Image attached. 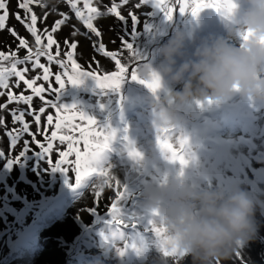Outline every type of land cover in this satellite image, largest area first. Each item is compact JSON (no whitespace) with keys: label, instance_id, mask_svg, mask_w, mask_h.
I'll return each mask as SVG.
<instances>
[{"label":"rangeland","instance_id":"374dc122","mask_svg":"<svg viewBox=\"0 0 264 264\" xmlns=\"http://www.w3.org/2000/svg\"><path fill=\"white\" fill-rule=\"evenodd\" d=\"M57 1H60L58 7L61 9L47 8L49 15L66 13L69 17L66 24L75 20L72 26L78 30L77 36L83 38L73 56L80 65L78 71L95 70L97 65L90 63L94 56L100 62L102 72L114 71V62L93 50L92 40L97 39L95 35L75 16V12L65 0ZM116 2L119 3L120 0ZM137 2L138 0H130L128 5L118 9L127 18L126 23L119 21L116 16L111 18V23H107L108 19L105 21V17L101 16L95 19L98 22L95 26L102 32V40L109 50L119 49L121 40L131 42L133 48L126 51L125 61L138 69L141 78L151 79L154 73L158 74L162 88L153 94L138 82L126 78L119 91L102 90L96 87L95 81L88 79L79 86L69 84L62 100L67 104H76L88 115L96 118L101 126L108 125L116 130L115 138L96 166L98 169L108 170L110 175L128 190L127 197L120 204L122 218L132 222L138 221L140 227L123 229V239L135 243L138 247L147 245L152 251L145 261L137 264H158L155 259L159 255L156 237L145 230L153 210L158 212L155 217L157 223L167 229L169 236L176 223L201 219L194 218L193 211L196 209L191 207L194 201L186 197L190 194L191 187L198 191L202 189L206 193H214L207 197L201 196L203 194L196 196L204 197L206 205L211 206L212 201L218 203L222 199L216 198L215 194L226 192L225 178L230 177L238 186V183L241 184L245 179L252 182L250 177L253 178V173L264 175L263 164L255 161L258 154L264 157V140L257 137L264 124V97L242 93L239 85L233 87L230 95H214L205 89L200 80L201 73L197 71V65L207 58L204 54L219 44L240 51L246 50L250 39L242 49L238 32L248 30L253 33L251 28L243 27L242 19L251 7L249 0H237L238 8L233 22L223 19L213 9H205L198 17H192L190 13L181 15L178 7L174 11L173 19L169 21L154 6L152 0L135 9ZM79 4L77 0V7L83 10L82 4ZM108 4H112V0H95L93 6L103 12ZM130 9L136 12L139 21L134 33L131 18L128 16ZM11 10H17L15 0H12ZM60 18L59 15L58 19ZM8 23L9 26H15L30 45H34V38L14 17L10 18ZM44 23L41 25L50 30L53 23ZM37 27L42 30L39 23ZM85 33H88L91 39L86 38ZM167 34L170 37L165 39ZM54 35L61 41L67 36L64 33L61 36L58 33ZM76 37L72 39H77ZM261 38L264 37L259 38V43ZM113 40L115 43H112ZM17 44L18 41L7 30L0 32V51L9 54L8 46L11 45V50H16ZM64 51L62 46L58 59L66 62L67 69H62L55 62L50 65L53 73L50 82L54 88L58 87L54 80L55 74L65 71L69 75L72 74L71 62L67 61ZM52 54L55 55V47ZM18 55L23 57L26 51L20 49ZM41 63L47 65L48 61L41 57ZM26 66L30 69L26 74L27 78L42 75L41 69L32 71L30 64L18 67L22 69ZM144 73L147 74L146 77ZM62 78L67 80L66 76L62 75ZM16 79L11 77L9 84L13 85ZM257 79L264 82V62L258 67ZM41 84H44L45 88L48 86V82L42 79L37 81L36 86ZM25 87L21 82L19 88L12 87L11 90L17 95L21 92L33 95L30 90L25 91ZM0 91L7 92L4 89ZM44 95L47 99L55 98L54 94L47 92ZM209 99L212 104L207 103ZM6 101V94L0 96V104ZM197 101L204 102L203 106L198 105ZM42 106L46 107V112L41 116L40 127L43 131L47 115L52 114L55 123L56 113L50 106L44 105L39 97L34 96L32 107L38 110ZM8 107L11 109L17 105L13 103ZM19 107L28 108L24 104ZM0 115L5 118V127H0V149L8 153L10 140L5 130L18 128L20 125L12 124L7 110L0 112ZM60 115L72 118L74 113L62 111ZM238 117L241 126L235 125L231 132L221 134L220 130L225 121ZM26 120L31 123V130L35 132L37 126L33 118L26 115ZM72 122L80 123L78 116ZM255 125L256 127H253ZM83 126L91 127L87 124ZM164 128L174 130L169 138H173L171 142L177 149L180 140H186L184 153L189 159L187 166L181 168L161 151L157 137L159 129ZM51 130L53 129L50 128L49 133ZM58 134H64V131L61 130ZM73 135L79 139L78 134ZM238 136L249 145L238 144L230 149L223 159L219 143L225 140L234 141ZM24 139L31 140V137L24 134L11 155L15 156L19 152ZM37 139L43 142V135H38ZM55 145L58 150L67 151L66 143L60 145L59 141H56ZM129 145L142 153V159L137 161L129 157ZM77 146L82 149L83 141ZM31 147L39 151L35 144ZM58 158L57 151H54L53 161ZM70 159H74V156ZM205 169L207 173L204 172ZM100 181L101 177L93 174L80 187H76L74 174L53 171L46 160L32 152L11 168L0 159V264H118L115 260L118 255L116 248L122 241H119V237L112 236L113 229L106 223L109 219L107 204L114 198L111 189H105L100 207L94 208V190ZM252 184L258 188L251 189L243 183V190H238L239 194L241 191V194L250 199L248 194L251 191L254 199L264 201V196L260 193L264 192V185L253 182ZM255 190L261 195L254 194ZM228 194L229 192L224 199L227 200ZM183 206L191 210L190 216L182 214L173 218L169 215L173 208L182 210ZM257 214L254 210L252 217H257ZM56 226L63 228L65 240H54L47 235L46 230ZM101 232L108 237L107 240L101 236ZM251 235L260 236L261 233L252 225L250 239ZM232 248L240 253V261L250 263L252 255L247 250H239L234 245ZM128 251L136 252L131 248ZM190 257L192 256L188 259ZM231 259L232 255L223 261V264H231ZM253 263L256 264L255 261Z\"/></svg>","mask_w":264,"mask_h":264},{"label":"snow or ice","instance_id":"6c2138e0","mask_svg":"<svg viewBox=\"0 0 264 264\" xmlns=\"http://www.w3.org/2000/svg\"><path fill=\"white\" fill-rule=\"evenodd\" d=\"M67 4L71 6L75 12V16L81 19L91 34H94L97 38L92 40L93 50L103 57L109 58L114 62V71L104 70L102 72L100 62L96 60L95 56L92 57L90 63L97 65L95 70L90 71H78L80 65L73 59L74 53L79 46V41L72 39L78 35V30L75 26H72L70 36L64 37L61 41L54 35L58 33L62 26L66 24L69 17L66 13H59L60 19H57L51 26V29L45 26L42 30L38 29V18L41 23L46 21L49 16L48 11H44L42 16L38 17V14L34 11V7L41 9L49 8L47 0H15L16 9L11 10L12 0H0V32L7 30V32L18 41L16 50H11L6 54L0 51V89L7 90L0 91V96L7 95V101L0 104V112L8 111L11 116L13 125L19 124L20 127L12 128L11 130H5V134L9 137L10 145L9 151L6 153L3 149H0V159L6 162V166L11 168L14 164L20 163L23 158L30 152L36 153L41 159L46 160L52 167L53 171H61L65 174L70 172L75 176V186L80 185L93 174H98L101 177V181L94 190V208L98 209L101 205V198L105 189H111L114 193V198L107 204V215L109 219L106 221L108 225L113 229L112 236L119 237L122 241L121 245L116 248L118 255L124 256L125 252L131 248L138 254L141 249L135 243H129L124 241L123 229L126 228H139L140 223L138 221L132 222L126 218H122V212L120 204L127 197L128 190L126 187L121 186L119 180L114 176H111L108 170H101L97 168V162L100 160L101 155L109 148L113 139L116 136V130L108 125L101 126L97 119L91 115H88L85 111L81 110L76 104L64 103L62 97L66 87L70 84L72 86H79L86 80L91 79L95 81L96 87L102 90L119 91L123 81L126 78H130L132 81H136L139 84L146 87L153 94H156L162 88V81L158 74H153L151 79L141 78L138 74L137 68L129 65L124 56L126 51H131L133 45L127 40L120 41V47L117 50H109L106 44L102 40V32L93 24V20L103 15H114L122 23H126L127 18L121 14L118 10L124 5H128L130 0H120L119 3L116 0H112L111 7H106L105 12L99 11L96 7L91 6V0H86L84 7L88 10L89 15L84 16L82 10L77 7V0H65ZM149 0H138L134 5L135 9L140 8L142 5L148 3ZM154 6L159 9L169 21L173 19L174 11L178 7V12L181 15L190 13L192 17H198L199 14L205 9H213L223 19L233 22L236 10L238 8L237 0H152ZM128 16L131 18L132 31L136 30L138 24V16L136 12L131 9L128 12ZM14 17L15 20L24 27V29L34 38V45H30L29 41L22 37L15 26H9L10 18ZM86 38L91 39L88 33L84 34ZM240 38V47L243 49L244 44L253 36V33L244 30L238 32ZM46 41V43H45ZM115 43V40L112 41ZM260 43L264 44V38L260 39ZM65 49L64 55L67 61L71 62L72 74L69 75L67 71L62 74H55L54 80L58 87L54 88L50 82V77L53 76L50 65L55 62L62 69H67L68 65L64 60L58 59L61 55V48ZM55 47V55L52 54V50ZM20 49L26 51V55L19 57L18 53ZM41 57H45L48 64L41 63ZM6 62V64H5ZM31 65V70H42V75L38 74L35 77L27 78L26 74L29 72V68H19V65ZM67 77V80L62 78ZM16 77V81L13 85L9 84L11 77ZM48 82L47 88L44 84L37 85L38 80ZM23 83L25 91L30 90L33 95H25L21 92L19 95L15 94L11 89L12 87L19 88L20 83ZM54 94V100L47 99L44 93ZM39 97L44 105L50 106L55 110V123L52 114H48L46 117V126L43 131L41 130V116L46 112V107L42 106L38 110L32 107L33 97ZM15 103L17 107L9 109V105ZM208 104L213 102L209 99ZM20 104L27 105L28 108L24 109L19 107ZM197 104L203 106L204 102L197 101ZM72 111L74 113L72 118L61 116L60 113ZM26 115L31 116L36 124V131L31 130V123L26 120ZM78 116L80 123H73L72 120ZM87 124L90 128H85L83 125ZM0 127H5V118L0 115ZM53 130L50 131L49 129ZM61 130L64 134H58ZM173 129H159L157 142L162 152L167 155V158L172 162L178 163L181 168L185 167L189 163L188 156L184 153L185 139L180 140L179 149L171 142ZM73 133L78 134L79 139ZM27 134L31 137V140L24 139L23 146L19 152L13 156L11 153L15 151L19 141L23 135ZM43 135V142L37 139L38 135ZM127 139V137H125ZM81 140L83 141V148L78 147ZM59 141L60 145L66 143L67 151L58 150L55 142ZM35 144L39 151L34 150L31 145ZM57 151L58 159L53 161L52 153ZM128 155L133 160L142 159V153L137 151L134 147L129 145ZM74 159H70L73 157ZM182 174V173H181ZM158 216V212L152 211L151 218L147 220L146 231H150L154 234L157 240V245L162 257L169 264H183L187 253L177 247L171 238L167 235V229L158 224L155 217ZM101 236L108 239L107 236L101 232ZM237 258H240V253H234ZM215 264H223V261H216Z\"/></svg>","mask_w":264,"mask_h":264},{"label":"clouds","instance_id":"9594fccd","mask_svg":"<svg viewBox=\"0 0 264 264\" xmlns=\"http://www.w3.org/2000/svg\"><path fill=\"white\" fill-rule=\"evenodd\" d=\"M251 7L243 15V27L251 28L253 36L245 51L219 44L204 55L207 57L197 65L200 80L205 89L217 96H227L239 85L242 93H253L264 97V82L257 79L259 65L264 62V0H249ZM145 77L147 76L144 73ZM253 202L244 194L233 196L226 202L205 209L199 220H189L177 225L180 241L194 252L200 253L204 264L217 258L227 260L230 245L251 234Z\"/></svg>","mask_w":264,"mask_h":264},{"label":"flooded vegetation","instance_id":"af4514ba","mask_svg":"<svg viewBox=\"0 0 264 264\" xmlns=\"http://www.w3.org/2000/svg\"><path fill=\"white\" fill-rule=\"evenodd\" d=\"M53 3L51 4H54L55 6V9L59 10L61 8L58 7V4L59 2L57 0H49ZM94 1L95 0H91V6L94 7ZM86 0H79V5L82 4V7H83V14L85 17H87L89 15L88 13V10L84 7V4H85ZM94 5V6H93ZM106 7H111V4H108L106 5ZM106 7L104 9L103 12L106 11ZM105 18V21L107 20V23H111L113 17H115L114 15H111V14H108V15H103ZM112 18V19H111ZM98 22L94 19L93 20V24L94 26L97 24ZM105 23V24H107ZM84 24V23H83ZM58 35L61 36V32L58 33ZM235 125H240V118L238 117V119H229V120H226L224 125L221 127V134H225L226 132H231L232 129H234V126ZM263 127L261 128L262 131H260V134L258 135L257 134V137H260L262 138V140H264V124L262 125ZM253 127H256L253 126ZM238 144H243L245 146L249 145V143L246 141V140H243L241 137H237L236 140L234 141H222V143H219V147H220V150L223 151V159L226 158V156L228 155V151L234 147H236ZM255 161L257 163H261L263 164V168H264V157L263 155L261 154H258V156L255 158ZM233 171L236 172V170L233 168L232 169ZM202 172V171H201ZM204 172L207 173V169L204 170ZM203 173V172H202ZM254 174V176H253ZM252 177H250V180L257 184V185H261L263 186L264 185V175L261 174V173H253ZM188 179V178H187ZM225 181H226V192L229 194L227 195V200L224 199V196H226V192L223 191L222 193H218V194H215L216 198H222L218 203H223V202H226L228 201L229 199H231L234 195V192L233 191H236L238 193V190H243V184L242 182L246 185V186H250L251 189H254L255 188V185L252 184V182H250L249 180H244V181H241V184H237L235 182H233L232 180H230L228 177L225 178ZM252 186V187H251ZM254 187V188H253ZM195 187H191V191H190V194L189 195H186V197L189 198L190 201H194V203L191 205L192 209H196L193 211V215H194V218H202L203 217V214L205 212V209L210 207L209 205H206V203L204 202V200H206L204 197H196L197 195L199 194H203L201 196H210V195H213L214 193H206L204 192V190L200 189L199 191L197 189H194ZM232 188V190H231ZM258 188V187H257ZM262 190L264 191V188H262ZM241 191H240V194H241ZM255 192L259 195H263L264 196V192L260 191V193L258 192V190H255ZM254 192V194H255ZM249 193L251 194H248L249 196H251L250 200L253 202V205H254V210L256 212H258L257 214V217H251V224L254 226V228L257 230V231H260L261 235L260 236H256V235H251L252 238L250 239L249 237L246 238V239H235L233 242H232V245H234L235 247H237L239 250H247L251 255V260H250V263L247 262V261H240L241 258H237L235 256V252H237L235 250V248H232V245H231V248H230V251H231V255H232V259L229 260L231 264H254L253 262L255 261L256 264H264V201H261L259 199H254L253 198V193L251 191H249ZM184 202V204L186 203V201H182ZM217 204L216 201H212L211 203V206L212 205H215ZM172 210V209H171ZM190 212L191 210L188 209L187 206H183L182 207V210L179 209L178 207H175L173 208V210L169 213L170 216H172L173 218H176L177 217H180L182 216V214H185L186 216H190ZM181 221V220H180ZM183 224V223H181ZM179 225V222L175 224V226ZM171 231H172V234L170 233L169 234V237L171 238V240L174 242V244L179 247L181 250H183L184 252L187 253V257H185L184 261H183V264H204V261L199 257H200V253L198 252H194L192 248L190 247H187L185 245H183L180 241V235H179V232H178V229L177 227L175 228H171ZM6 235V234H5ZM121 241V240H119ZM141 249V251L139 252V254L137 252H133V251H126L125 252V255L124 256H120V255H117L115 260L118 261V264H137V263H141L143 261L146 260V257L148 255H150L152 253V251L149 249V247L147 245H143V246H140L139 247ZM193 253V255L191 254ZM192 256L188 259L189 256ZM194 258V259H193ZM156 259V262L158 264H169V262L165 261L164 258L162 257V254L160 253L159 251V255L155 258ZM216 261H219V258L213 260L211 262V264H215Z\"/></svg>","mask_w":264,"mask_h":264},{"label":"bare ground","instance_id":"6f19581e","mask_svg":"<svg viewBox=\"0 0 264 264\" xmlns=\"http://www.w3.org/2000/svg\"><path fill=\"white\" fill-rule=\"evenodd\" d=\"M47 3L49 4V8L52 10V9H54L55 8V6H54V4H51V3H53V2H51V1H49V0H47ZM34 10H35V12L38 14V17H40V16H42V14H43V12L44 11H47L46 9H41V8H39V7H36V6H34ZM60 10V9H59ZM58 17H59V15L57 14V13H53V14H51V15H49L48 16V19L46 20V21H44V22H47V23H53L54 24V22L58 19ZM41 20L38 18V23L40 24V26H41V28L43 29L45 26L44 25H41V22H40ZM75 20H73L72 22H74ZM43 22V24H45ZM72 22H70V23H67L64 27H62L61 28V30L58 32V33H60L61 32V34L62 33H64L65 35H67V36H70V32H71V30L72 29H70L71 28V26H72ZM66 30H68L67 32H65ZM81 30V29H80ZM83 30V29H82ZM77 39H75V40H78V41H80V40H83V38L82 39H80L81 37H79V36H77L76 37ZM84 41H85V39H84ZM219 167V166H218ZM226 174H227V170H226ZM233 174V173H232ZM229 175V174H228ZM230 178V177H229ZM231 179V178H230ZM237 179V178H236ZM232 180V179H231ZM233 181V180H232ZM234 182V181H233ZM239 184V183H238ZM242 184H243V182H242ZM257 186L255 185V188H256ZM254 188V187H253ZM256 193V192H255ZM249 194H251V193H249ZM236 195H239V191H238V193L235 191L234 192V195L233 196H236ZM257 195V194H256ZM259 197V196H258ZM63 232H64V230H63V228H61V227H50L49 229H47L46 230V233H47V235L50 237V238H52V239H64L63 238ZM65 240V239H64ZM200 259V258H199Z\"/></svg>","mask_w":264,"mask_h":264},{"label":"water","instance_id":"95a60500","mask_svg":"<svg viewBox=\"0 0 264 264\" xmlns=\"http://www.w3.org/2000/svg\"><path fill=\"white\" fill-rule=\"evenodd\" d=\"M168 37H170V35H169V34H167V37H166L165 39H167Z\"/></svg>","mask_w":264,"mask_h":264}]
</instances>
